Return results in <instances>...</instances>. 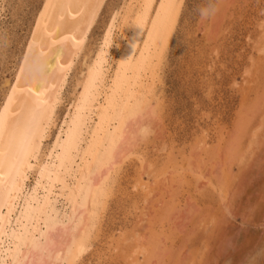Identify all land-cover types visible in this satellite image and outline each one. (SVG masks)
<instances>
[{
  "label": "rangeland",
  "instance_id": "374dc122",
  "mask_svg": "<svg viewBox=\"0 0 264 264\" xmlns=\"http://www.w3.org/2000/svg\"><path fill=\"white\" fill-rule=\"evenodd\" d=\"M47 3L0 0V130ZM148 37L154 79L137 120L146 131L126 135L129 153L109 176L76 264H264V0H103L39 162L86 88L96 114L123 69L117 104ZM85 114L86 135L97 120ZM39 179L31 175L14 221Z\"/></svg>",
  "mask_w": 264,
  "mask_h": 264
},
{
  "label": "bare ground",
  "instance_id": "6f19581e",
  "mask_svg": "<svg viewBox=\"0 0 264 264\" xmlns=\"http://www.w3.org/2000/svg\"><path fill=\"white\" fill-rule=\"evenodd\" d=\"M102 1L48 0L32 33L0 130V264H76L88 250L96 211L107 199L109 176L129 153L126 135L146 131L137 120L149 107L154 79L150 37L117 104L123 69L106 88L96 114L91 84L86 88L64 137L48 159L38 160L54 122L59 90ZM87 110L97 121L85 135ZM33 173L40 177L37 191L14 221Z\"/></svg>",
  "mask_w": 264,
  "mask_h": 264
}]
</instances>
